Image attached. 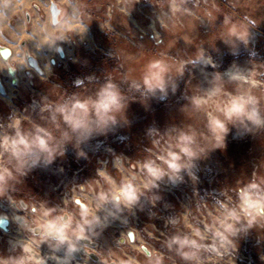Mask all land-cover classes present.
<instances>
[{
	"label": "clouds",
	"instance_id": "obj_1",
	"mask_svg": "<svg viewBox=\"0 0 264 264\" xmlns=\"http://www.w3.org/2000/svg\"><path fill=\"white\" fill-rule=\"evenodd\" d=\"M146 2L159 26L148 47H118L109 54L110 71L78 77L71 90L55 82L52 60L40 77L45 93L39 103L20 111L5 101L0 264H92L93 257L95 264H239L242 245L249 241L257 249V264H264V54L254 36H264V0ZM140 3L91 0L77 5L79 11L69 17L66 9L72 5L61 0L60 22L48 18L41 24L37 17L31 35L18 38L20 44L32 43L34 52L25 48L18 59L0 63V77L11 78L15 87L17 73L29 71L26 60H35V53L46 50L63 58L60 45L77 43L76 37L84 43L93 20L109 37L117 26L131 35L128 20ZM218 44L233 58L224 70L213 58L222 53ZM72 63L89 67L79 57ZM178 94L163 127L153 120L132 138L117 136L119 130H131V104L139 103L147 113L151 102L170 103ZM233 130L235 139H252L255 163L202 194L201 174L209 171L214 153L227 150ZM110 135L122 150L108 145ZM69 149L77 165L84 162L69 181L70 194L68 184L60 197L36 194L27 179L54 165L53 174L66 177ZM85 170L87 176L81 177ZM180 186L187 190L184 201L166 200L164 193ZM141 214L146 217L141 231L159 245L151 246L148 255L144 239L130 227ZM158 221L164 231L156 227ZM117 224L130 228L121 236L127 247L99 250L96 241Z\"/></svg>",
	"mask_w": 264,
	"mask_h": 264
},
{
	"label": "rangeland",
	"instance_id": "obj_2",
	"mask_svg": "<svg viewBox=\"0 0 264 264\" xmlns=\"http://www.w3.org/2000/svg\"><path fill=\"white\" fill-rule=\"evenodd\" d=\"M54 1H57L58 4L60 3L58 2L60 0ZM90 2L91 0H69L72 7L66 9L67 14L68 12L73 14L74 11H79L76 7L77 5ZM5 5H7V0H0V33L5 31L6 26L18 23L19 10H21L22 3L18 2L16 5L11 4L12 6L7 10L3 9ZM49 15L50 14L47 10V18H44L41 13H39L37 17L40 18L41 23H44L45 20L50 18ZM32 22L28 23V34L32 32ZM128 24L131 35H129V30L117 26L115 34L109 37L101 31L99 23L93 20L89 25V32L87 34L88 40L82 44L78 43L76 45L71 42L61 44L60 46H64L65 58L61 59L54 53L52 56V59L55 60L56 64L52 67V71L56 77L55 82L62 83L65 88L71 90L73 86L72 82L78 77L84 78L89 75L101 76L102 74L110 71L113 66L114 62L109 58L110 53L114 52L118 47L124 45H128L133 51L138 50L140 46L148 47L152 42L153 28L159 32V26L155 23L153 9L150 4L146 2V0H141V3L135 7V10L129 17ZM262 31H264V29H262ZM2 34H4V32ZM254 36L258 41L257 50L264 54V36L257 34H254ZM77 39L78 37H76V40ZM218 47L221 48L222 53L221 55L213 54V58L217 63L222 65L221 70H224L230 66L233 58L228 55L227 50L224 49L222 45L218 44ZM37 54L38 56L44 54V57L40 56V63L43 66H45L46 63H49L48 57H45L48 54V51L45 50ZM77 57L80 58L81 62L84 60L89 61V67L85 69L82 68L80 64H73L72 60ZM245 58L246 54L242 53L240 58L241 61ZM28 70L29 71H23L21 73L18 72L17 78L19 79V84L15 87L12 86L11 81L8 78L1 77L0 81L4 86L6 94H0V115L6 116L7 114L8 109L5 106V101H11L20 111H23L24 108L32 105L33 101L39 103L41 95L45 93V86L40 83V77L45 73L40 75L31 68H28ZM42 71L44 72L43 69ZM29 74L32 77L31 81L28 79ZM182 88L183 84H181V89ZM178 98L179 94L177 97L171 98L170 103L153 101L151 102V111L147 113L139 103L131 104L129 108V118L132 120L131 130H119L117 132V136L128 135L132 138L137 134L142 133L144 128L150 125L153 120L156 122L157 126L163 127L169 117V114L175 110ZM166 104L168 105L167 107ZM235 136L236 133L233 130L227 139V150L224 153H214L212 160L208 165L209 171H207L205 175L201 174L202 194L204 190L212 191L217 189L220 186L218 182L234 178V176L238 175L241 170L250 171L252 165L255 163L257 152L252 139L247 136L242 139H235ZM98 139L103 140L104 138L100 137ZM107 143L117 151L124 148L116 137L111 135L109 136ZM229 163H233L235 167L233 169H228ZM59 164L60 161H57V165ZM64 166L69 168L68 175L66 177H58L54 175L53 170L56 167V165H54L52 166V169H49L48 171L36 170L27 179V183L34 189L36 194L40 196L51 192V195L54 198L60 197L61 195H59V191H57V186L60 180L64 178L71 180L73 173L78 171L79 168H82L84 166V162L82 161L79 165H77L75 163L74 153L71 149H69ZM201 166L203 167V164ZM225 169L228 170L225 171ZM80 176H87V170L81 172ZM68 188L69 190L71 189V184ZM52 189H56V191L53 192ZM179 191L181 192L172 191L174 196H170L176 205L184 201L187 190L184 186H181ZM145 223L146 217L141 214L140 222H133L130 227L134 228L136 232L140 234L142 239L145 241L147 249L151 251V246L158 247L159 245H156L154 241L148 240L147 236L141 231L145 227ZM156 227L160 229V231H164L162 222H156ZM127 229L128 228L121 227L117 224L108 229V231L112 232L115 236H119L120 232H124ZM136 245H140L139 239H137L134 246ZM112 249H116V247H113ZM257 262L258 255L254 242L249 241L244 243L240 252L239 264H257Z\"/></svg>",
	"mask_w": 264,
	"mask_h": 264
},
{
	"label": "crops",
	"instance_id": "obj_3",
	"mask_svg": "<svg viewBox=\"0 0 264 264\" xmlns=\"http://www.w3.org/2000/svg\"><path fill=\"white\" fill-rule=\"evenodd\" d=\"M51 1H54V0H7V7L4 6L3 7L4 10L9 9L12 6L11 4L16 5L18 2L22 3V6H21V10H19L18 23L15 25L6 26L5 31H2V33L4 32L5 35L0 33V63H7L8 61H11L13 59H18L19 58L18 54L22 53L25 48H27L30 54L34 52L33 50L34 46L32 43L25 42L24 44H20L18 38L21 35H31V33L28 34V23L29 22L31 23L32 21L36 20L39 13L43 14L44 18H47V13H45L44 9H47L49 12V4ZM54 2L57 3V1H54ZM58 2H61V0ZM25 5H31V7L26 8ZM37 5H40L42 7H37ZM68 15L73 16L71 12L70 13L68 12ZM25 29L27 30L25 31ZM86 40H88V35L85 37V41ZM76 41L77 43H75V45L78 44L79 37ZM61 47L64 49V46H61ZM1 50H7L6 54ZM35 55L37 57L36 61L40 65V68L44 70V66L40 63V58H41L40 56L44 57V54H41L40 56H38V54L35 53ZM52 56H53V53H50V52H48V54L45 56V57H48L49 63H51V61L54 60L52 59ZM64 58H65V55L61 59H64ZM26 63H27V60H26ZM55 65L56 64H53L52 67H54ZM28 68L30 67L28 66ZM21 72L23 71H20V73ZM8 79L11 81V78H8ZM5 94H6V91H5Z\"/></svg>",
	"mask_w": 264,
	"mask_h": 264
},
{
	"label": "built area",
	"instance_id": "obj_4",
	"mask_svg": "<svg viewBox=\"0 0 264 264\" xmlns=\"http://www.w3.org/2000/svg\"><path fill=\"white\" fill-rule=\"evenodd\" d=\"M61 180H64V183L62 184L61 183ZM60 182L58 183V186H57V191H59V195H63L65 193V184H68V186L70 185L69 181L70 179H67V178H64V179H61ZM66 182V183H65ZM181 187V186H180ZM179 187V188H180ZM179 188H176V189H172V191H177V192H181L179 191ZM68 191H69V194H70V190L68 188ZM171 192H165L164 195H165V198L166 200H168L169 202L174 203V201L170 198V196H174L173 193ZM171 194V195H170ZM178 195V194H177ZM177 197V196H176ZM0 211H3L2 208H0ZM160 222V221H159ZM13 228V226L11 224L7 225V229L11 230ZM130 230V228H128L127 230H125L124 232H120L119 236H115L112 232L110 231H106L97 241H96V245L98 247L99 250H103V251H107L109 249H112L113 247H116L119 245V246H122V247H126V245H124V241L123 239L121 238L122 236V233L123 235L127 236V233L128 231ZM4 229H2L0 227V236H3L4 234ZM133 242H134V245L135 243L137 242V239L135 237V235L132 236V238H130ZM140 245H136V247H139ZM145 255H148L150 254V250L147 249V247H145ZM80 257L78 256L77 257V260H79ZM96 262V258L93 257L92 258V264H95Z\"/></svg>",
	"mask_w": 264,
	"mask_h": 264
},
{
	"label": "water",
	"instance_id": "obj_5",
	"mask_svg": "<svg viewBox=\"0 0 264 264\" xmlns=\"http://www.w3.org/2000/svg\"><path fill=\"white\" fill-rule=\"evenodd\" d=\"M49 14H50V18L52 20V22L54 24H57L59 23V16L61 14V9H59L57 7V4L53 1L50 2L49 4ZM3 51L5 54L7 52V50H1ZM6 56V55H5ZM6 58V57H5ZM27 63H28V66L34 70L36 73L42 75L43 74V71L42 69L40 68V65L38 64V62L35 60H32L31 58L27 59ZM0 94L4 95L5 94V91H4V86L2 85L1 81H0ZM7 227V226H6ZM2 229L5 230L4 227H1ZM132 238V237H131Z\"/></svg>",
	"mask_w": 264,
	"mask_h": 264
}]
</instances>
